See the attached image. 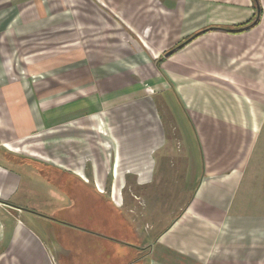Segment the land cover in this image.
Wrapping results in <instances>:
<instances>
[{"label":"crops","instance_id":"0c3cea01","mask_svg":"<svg viewBox=\"0 0 264 264\" xmlns=\"http://www.w3.org/2000/svg\"><path fill=\"white\" fill-rule=\"evenodd\" d=\"M72 1L0 0V264H264V0Z\"/></svg>","mask_w":264,"mask_h":264},{"label":"rangeland","instance_id":"374dc122","mask_svg":"<svg viewBox=\"0 0 264 264\" xmlns=\"http://www.w3.org/2000/svg\"><path fill=\"white\" fill-rule=\"evenodd\" d=\"M59 1L64 3L63 6L66 11H72V0ZM18 69L24 71L21 67ZM164 118L169 144L163 152L167 154V161L166 164H159L158 173L155 175L156 187L149 190V194H152L150 197V203L153 202L152 207L142 205L138 208L141 211L139 212L140 220L152 231L162 229L180 211L189 198L194 185L192 181L194 176H187L183 173V147L177 140L178 130L171 126L167 112H165ZM59 263L64 264V260L59 258Z\"/></svg>","mask_w":264,"mask_h":264},{"label":"trees","instance_id":"16d2710c","mask_svg":"<svg viewBox=\"0 0 264 264\" xmlns=\"http://www.w3.org/2000/svg\"><path fill=\"white\" fill-rule=\"evenodd\" d=\"M254 3H255V7H256L257 11H256L255 18L252 20L251 24H255L257 22V19H258L259 14H260V7H259L257 0H254ZM228 30L235 31V29H228ZM184 41L185 40L181 41L179 44H177L175 47L171 48L169 51H174V50L178 49L184 43Z\"/></svg>","mask_w":264,"mask_h":264},{"label":"water","instance_id":"95a60500","mask_svg":"<svg viewBox=\"0 0 264 264\" xmlns=\"http://www.w3.org/2000/svg\"><path fill=\"white\" fill-rule=\"evenodd\" d=\"M171 52H172V51H168V52H167V55H168L169 53H171Z\"/></svg>","mask_w":264,"mask_h":264},{"label":"built area","instance_id":"2783aa9c","mask_svg":"<svg viewBox=\"0 0 264 264\" xmlns=\"http://www.w3.org/2000/svg\"><path fill=\"white\" fill-rule=\"evenodd\" d=\"M136 73V72H135Z\"/></svg>","mask_w":264,"mask_h":264}]
</instances>
